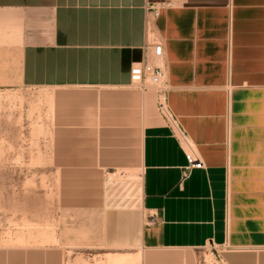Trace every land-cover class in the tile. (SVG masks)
I'll list each match as a JSON object with an SVG mask.
<instances>
[{"label": "crops", "instance_id": "crops-1", "mask_svg": "<svg viewBox=\"0 0 264 264\" xmlns=\"http://www.w3.org/2000/svg\"><path fill=\"white\" fill-rule=\"evenodd\" d=\"M158 40L188 146L132 85ZM28 96L55 186L0 264H199L209 247L264 264V0H0V100L24 115ZM190 149L205 168L181 185Z\"/></svg>", "mask_w": 264, "mask_h": 264}, {"label": "rangeland", "instance_id": "rangeland-1", "mask_svg": "<svg viewBox=\"0 0 264 264\" xmlns=\"http://www.w3.org/2000/svg\"><path fill=\"white\" fill-rule=\"evenodd\" d=\"M152 89L158 98L156 88L149 87L145 91ZM28 97L24 115L21 100L11 98L8 103L6 98L3 103L0 100V239L7 236L31 238L33 192L36 191L38 197L40 194L38 206L41 215L47 218L49 190L55 186L50 164L44 161L48 155V132L34 131L32 99ZM47 228V223L43 224L41 233ZM196 255L199 264H223V250L209 247L197 251Z\"/></svg>", "mask_w": 264, "mask_h": 264}, {"label": "built area", "instance_id": "built-area-1", "mask_svg": "<svg viewBox=\"0 0 264 264\" xmlns=\"http://www.w3.org/2000/svg\"><path fill=\"white\" fill-rule=\"evenodd\" d=\"M164 59L165 54L162 40L147 44L144 59L135 64L132 68V85L143 91L147 90L149 87H153L158 90L157 109L159 114L168 124L173 134L177 136L180 145L188 146L187 137L180 130L177 119L174 117L169 107L168 94L170 88L166 81V66L164 64L155 63L164 62ZM186 158L188 164L183 169L180 181L181 185L191 177L194 170H201L205 168L203 161L192 149L186 152Z\"/></svg>", "mask_w": 264, "mask_h": 264}]
</instances>
